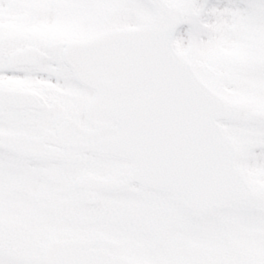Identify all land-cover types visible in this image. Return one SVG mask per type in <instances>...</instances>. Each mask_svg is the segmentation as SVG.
<instances>
[{"label":"snow or ice","instance_id":"snow-or-ice-1","mask_svg":"<svg viewBox=\"0 0 264 264\" xmlns=\"http://www.w3.org/2000/svg\"><path fill=\"white\" fill-rule=\"evenodd\" d=\"M0 264H264V0H0Z\"/></svg>","mask_w":264,"mask_h":264}]
</instances>
